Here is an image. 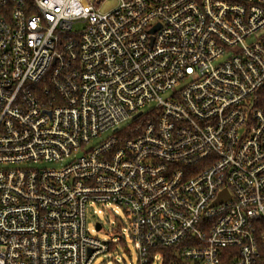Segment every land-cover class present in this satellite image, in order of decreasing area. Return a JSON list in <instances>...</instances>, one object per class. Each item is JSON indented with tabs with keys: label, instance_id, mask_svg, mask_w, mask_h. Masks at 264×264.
<instances>
[{
	"label": "built area",
	"instance_id": "1",
	"mask_svg": "<svg viewBox=\"0 0 264 264\" xmlns=\"http://www.w3.org/2000/svg\"><path fill=\"white\" fill-rule=\"evenodd\" d=\"M107 1L0 0V264H264V0Z\"/></svg>",
	"mask_w": 264,
	"mask_h": 264
},
{
	"label": "rangeland",
	"instance_id": "2",
	"mask_svg": "<svg viewBox=\"0 0 264 264\" xmlns=\"http://www.w3.org/2000/svg\"><path fill=\"white\" fill-rule=\"evenodd\" d=\"M117 0H108L102 6L103 11L112 9L117 5ZM150 110V106L146 107V113ZM142 119L136 122L140 123ZM131 120L124 126H132L136 123ZM111 133L102 134L94 142L102 140ZM93 142V143H94ZM61 162L50 164L51 167H60ZM101 222L103 228L96 230V223ZM130 219L124 208L115 203L93 204L87 211V228L88 231L101 239L112 240V249L100 255L96 260L97 264H140L137 244L131 237L129 231ZM118 235V236H115ZM114 238V239H113ZM152 264H159L155 261Z\"/></svg>",
	"mask_w": 264,
	"mask_h": 264
},
{
	"label": "trees",
	"instance_id": "3",
	"mask_svg": "<svg viewBox=\"0 0 264 264\" xmlns=\"http://www.w3.org/2000/svg\"><path fill=\"white\" fill-rule=\"evenodd\" d=\"M261 94H262V104H264V90L261 92ZM131 130H132V126L127 127V132L131 133ZM133 131H134V127H133ZM170 261H171L170 258H166L165 264H170Z\"/></svg>",
	"mask_w": 264,
	"mask_h": 264
},
{
	"label": "water",
	"instance_id": "4",
	"mask_svg": "<svg viewBox=\"0 0 264 264\" xmlns=\"http://www.w3.org/2000/svg\"><path fill=\"white\" fill-rule=\"evenodd\" d=\"M139 115H140V113L137 114V115H135V118L138 117ZM101 227H102V226H101V223L98 222V223H97V229L99 230V229H101Z\"/></svg>",
	"mask_w": 264,
	"mask_h": 264
}]
</instances>
